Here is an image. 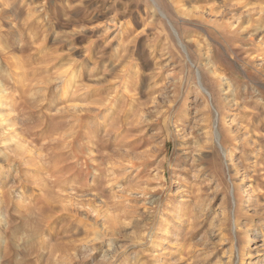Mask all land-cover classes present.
I'll return each mask as SVG.
<instances>
[{"label":"rangeland","instance_id":"rangeland-1","mask_svg":"<svg viewBox=\"0 0 264 264\" xmlns=\"http://www.w3.org/2000/svg\"><path fill=\"white\" fill-rule=\"evenodd\" d=\"M0 71V264H264V0H0Z\"/></svg>","mask_w":264,"mask_h":264},{"label":"bare ground","instance_id":"bare-ground-1","mask_svg":"<svg viewBox=\"0 0 264 264\" xmlns=\"http://www.w3.org/2000/svg\"><path fill=\"white\" fill-rule=\"evenodd\" d=\"M5 59V58H4ZM5 62V61H4ZM4 79V76H2L0 71V104H2L3 99L5 98L4 95H6V90L1 86V81Z\"/></svg>","mask_w":264,"mask_h":264}]
</instances>
